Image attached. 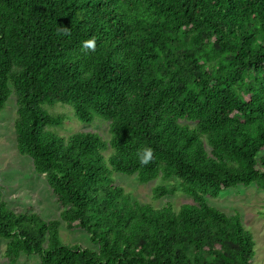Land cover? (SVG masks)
I'll return each mask as SVG.
<instances>
[{"label":"trees","instance_id":"trees-1","mask_svg":"<svg viewBox=\"0 0 264 264\" xmlns=\"http://www.w3.org/2000/svg\"><path fill=\"white\" fill-rule=\"evenodd\" d=\"M92 37L95 51L82 50ZM11 95L16 149L61 210L14 211L0 185L10 263L252 264L239 214L207 197L264 189V0H0V111ZM58 102L81 122L100 117L108 137L53 131ZM145 147L154 156L141 166ZM115 173L170 180L152 199L180 190L192 202H137ZM62 222L97 248L63 242Z\"/></svg>","mask_w":264,"mask_h":264},{"label":"rangeland","instance_id":"rangeland-1","mask_svg":"<svg viewBox=\"0 0 264 264\" xmlns=\"http://www.w3.org/2000/svg\"><path fill=\"white\" fill-rule=\"evenodd\" d=\"M55 105V104H54ZM15 98L11 95L6 106L0 111V185L2 199L14 211L34 212L45 220L59 218L61 206L56 203L54 194L49 188L43 175L38 174L29 157L21 155L16 149L13 122L15 118ZM64 114L65 119L61 127L53 128L56 133L67 137L78 130L87 129L98 131L102 136L108 137V124L96 117L91 123L79 121L69 106L56 103L50 109ZM117 183L122 185L131 198L140 203H150L154 207L170 204L174 209L184 203H191L187 194L178 190L152 199L153 187L158 184L170 186V180H152L139 183L134 175L115 173ZM207 203L222 210L226 214L238 213L242 225L248 229L253 239L254 254L250 259L252 264H264V189L255 184L238 186L226 189L217 197H207ZM59 235L63 242L79 244L83 247L96 249L81 228L68 229L64 222L59 227ZM6 240L0 239V264H39L38 254L18 256L14 263H10L5 256Z\"/></svg>","mask_w":264,"mask_h":264},{"label":"clouds","instance_id":"clouds-1","mask_svg":"<svg viewBox=\"0 0 264 264\" xmlns=\"http://www.w3.org/2000/svg\"><path fill=\"white\" fill-rule=\"evenodd\" d=\"M58 34L70 35V32L67 28L58 29ZM82 50L85 51H95L96 49V39L95 37L89 38L88 40L83 41ZM154 152L150 147H145L142 150L137 152V159L141 166H147L153 160Z\"/></svg>","mask_w":264,"mask_h":264}]
</instances>
